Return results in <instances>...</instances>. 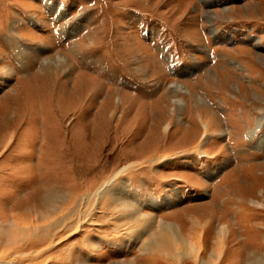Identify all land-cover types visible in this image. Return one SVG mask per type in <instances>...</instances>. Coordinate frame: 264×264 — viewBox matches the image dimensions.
Returning <instances> with one entry per match:
<instances>
[{
    "label": "rangeland",
    "instance_id": "1",
    "mask_svg": "<svg viewBox=\"0 0 264 264\" xmlns=\"http://www.w3.org/2000/svg\"><path fill=\"white\" fill-rule=\"evenodd\" d=\"M124 197L164 222L100 247ZM1 210L11 263L264 264V0H0ZM165 222L195 255L142 250Z\"/></svg>",
    "mask_w": 264,
    "mask_h": 264
},
{
    "label": "bare ground",
    "instance_id": "2",
    "mask_svg": "<svg viewBox=\"0 0 264 264\" xmlns=\"http://www.w3.org/2000/svg\"><path fill=\"white\" fill-rule=\"evenodd\" d=\"M8 75H9V72L7 70L6 72ZM7 76V75H6ZM179 87L180 84L178 85ZM104 187V185H103ZM49 188V187H48ZM103 190V188L101 189ZM109 190V189H108ZM104 191H107V190H104ZM110 191V190H109ZM114 191V190H113ZM49 192H47L45 194L46 196V200L49 199ZM73 199V198H71ZM51 200H54V197L51 198ZM63 200V199H62ZM169 200V199H168ZM167 200V201H168ZM175 200V199H174ZM61 201V200H60ZM172 201V200H171ZM175 202V201H174ZM43 203V202H42ZM41 203V204H42ZM122 203L124 204L121 209H119L117 212V217H119L121 220H123L124 222H122V224L120 226H118V228H122L124 229V232L127 234L128 237H132L134 240H139L140 238L143 237L144 235V228L146 226H151V224L153 222H155L156 220H158L159 223H162L164 222L163 219L159 218L157 219L156 216H151V215H147L146 213L144 212H141V207L139 206L138 202L136 203L135 201H131L128 197H124L122 199ZM43 205V204H42ZM120 207V206H118ZM58 207L56 205H54V203H52L50 206L46 207V209L44 210L45 211V214L46 212H50L51 210L53 209H57ZM67 209L69 208V212L67 214V216L65 217V219L69 218V221L66 223H64V225L62 226L63 228H72L73 226L75 227L76 224H78L80 221H81V217H77L75 218V209L74 208H70V207H66ZM33 209V208H32ZM36 209V208H35ZM42 210V208H41ZM79 211V209H78ZM42 212V211H41ZM52 212V211H51ZM80 212V211H79ZM112 212V211H110ZM113 213V212H112ZM42 214V213H41ZM52 214V213H51ZM114 214V213H113ZM17 215V214H16ZM79 215V214H78ZM65 216V215H64ZM79 218V219H78ZM60 220V219H59ZM85 220H88V219H83V221ZM163 224V223H162ZM168 224V225H166ZM11 226V225H10ZM21 227V226H20ZM18 225L16 226H13V229H11L9 233H7V235L10 236V240L7 239V247L9 248H15L17 249V246L15 245V243H17V241H14L15 239H19V238H16V236H21V237H25L26 235H29V240H31L33 237H35L34 240H31V242H33V244H43V242L45 240H48L47 243H48V246H52L54 245L55 243V231L58 227H60V222H53L51 226H48L46 228H40V227H36V228H32V229H24V228H20ZM81 227V226H78V228ZM160 227V225H159ZM116 228V227H115ZM173 228H175L174 230L175 231H172ZM226 228V227H225ZM151 228H149L148 230H150ZM1 230V229H0ZM78 230V229H77ZM117 230H120V229H117ZM226 230V229H225ZM59 231V230H58ZM66 232V231H65ZM75 232V231H74ZM147 232V231H146ZM150 232H154V231H150ZM177 232V227L172 224V223H164V228L161 227V229H158V231L155 233H153L154 236L151 237V239L147 242L145 241V243L143 244V251H148V250H151L152 252H155L154 254H156L155 256H157L158 254H161V252H163V255L164 256H167L170 258H174V259H180L179 257H183V256H186L188 255L189 253H192V255H195L196 253V247L195 245H193L192 243H185V245H182L184 247V249L182 250H179V253L177 254V251H175V248H174V243H175V239H176V236L178 234H176ZM219 233L220 235H223L224 234V225L221 226L220 230H219ZM181 234V233H180ZM179 234V235H180ZM178 235V236H179ZM182 235V234H181ZM13 236V237H12ZM59 236V235H58ZM90 236V235H89ZM88 235L85 236L84 240L86 239V243H84L85 245H87V247L90 248V250H98L99 249V245L97 242L95 241H92L91 239H89ZM27 237V236H26ZM25 237V238H26ZM175 237V238H174ZM182 237V236H181ZM82 238V240H83ZM179 238V237H178ZM149 239V238H148ZM25 240H28V239H25ZM91 240V241H90ZM142 240V239H141ZM35 242V243H34ZM93 242V243H91ZM83 243V242H82ZM91 243V244H90ZM76 245V244H75ZM89 245V246H88ZM11 246H15V247H11ZM39 246V245H38ZM47 246V245H46ZM45 246V247H46ZM177 248L178 245L176 244ZM181 246V245H179ZM85 247V246H84ZM73 248V247H71ZM69 247V256H68V259L69 261L71 260V252H70V249ZM200 248V247H199ZM259 248V247H257ZM181 249V247H180ZM37 249L33 250V251H36ZM89 250V251H90ZM217 250H219L217 248ZM14 251V250H13ZM33 251H29L27 253H22L24 254V256L21 257V260L17 263V262H12L11 263V260H1L0 259V264H26L25 263V260L27 258V260H32V253ZM38 251V250H37ZM175 251V252H174ZM93 252V251H92ZM164 252L166 254H164ZM7 253V252H6ZM147 253V252H146ZM216 253V252H214ZM219 253V252H218ZM4 254V253H3ZM20 254V253H19ZM27 254V255H26ZM198 255V254H197ZM18 256V255H16ZM20 256V255H19ZM154 256V257H155ZM8 257V256H7ZM67 258V257H66ZM164 258V257H163ZM169 259V258H168ZM182 259V258H181ZM197 259V258H196ZM200 259V258H199ZM198 259V261H200ZM49 261V260H48ZM68 261V262H69ZM197 261V262H198ZM34 262V261H33ZM203 262V261H202ZM79 264H90L88 261H85L83 259H79ZM31 264H37L36 263H31ZM61 264V263H60Z\"/></svg>",
    "mask_w": 264,
    "mask_h": 264
},
{
    "label": "crops",
    "instance_id": "3",
    "mask_svg": "<svg viewBox=\"0 0 264 264\" xmlns=\"http://www.w3.org/2000/svg\"><path fill=\"white\" fill-rule=\"evenodd\" d=\"M124 191H126V190H122L121 191V194L123 195L124 194ZM139 193H141L142 191L141 190H137ZM127 193L129 194V196L130 197H133V198H135V196L137 197V198H141L140 197V195H137L135 192H134V190H127ZM107 195H109V194H107ZM135 195V196H134ZM106 196V195H105ZM111 198V195H109V199ZM108 199V196H107V200H109ZM28 201H30V200H28ZM28 201H26V202H28ZM107 202V201H106ZM30 204V203H29ZM28 204V205H29ZM15 206V205H14ZM46 206H43V208H45ZM15 208L16 209H28L29 207H25V208H23V207H21L20 205H18V206H15ZM0 213H4V215H6L7 214V212L5 213V212H2V210L0 211ZM117 222L118 223H120L121 221L120 220H117ZM116 225L117 224H113V226H112V229H113V231L115 232L113 235L111 234V236L109 235V234H101V235H98V234H95V237H96V239H100L99 241H101V246L100 247H102L103 246V244L104 243H109V244H111V245H116V247L117 248H119V249H121L122 251H126V250H128L129 249V247H130V245H132V244H128L127 246L128 247H124V248H122V246L120 245V243H122V242H132V240H130V238L129 237H127V236H125V233H124V231H123V229L122 228H119V229H121V230H115V227H116ZM125 237V238H124ZM122 239V240H121ZM145 242L143 241V244H144ZM120 245V247H118L117 245ZM134 244V243H133ZM143 247V246H142ZM111 252H113V253H115V250H111ZM86 259V258H85ZM125 259V258H124Z\"/></svg>",
    "mask_w": 264,
    "mask_h": 264
}]
</instances>
